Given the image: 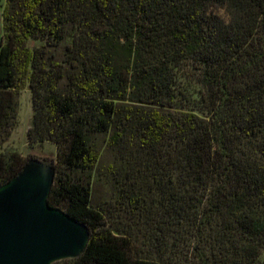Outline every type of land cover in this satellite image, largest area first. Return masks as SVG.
I'll return each mask as SVG.
<instances>
[{"label":"trees","instance_id":"trees-1","mask_svg":"<svg viewBox=\"0 0 264 264\" xmlns=\"http://www.w3.org/2000/svg\"><path fill=\"white\" fill-rule=\"evenodd\" d=\"M3 20L0 184L31 156L5 145L28 87L49 202L91 228L69 264H264V0H6Z\"/></svg>","mask_w":264,"mask_h":264},{"label":"water","instance_id":"water-1","mask_svg":"<svg viewBox=\"0 0 264 264\" xmlns=\"http://www.w3.org/2000/svg\"><path fill=\"white\" fill-rule=\"evenodd\" d=\"M55 172L53 158L31 155L0 184V264H53L86 249L91 228L49 202Z\"/></svg>","mask_w":264,"mask_h":264},{"label":"rangeland","instance_id":"rangeland-1","mask_svg":"<svg viewBox=\"0 0 264 264\" xmlns=\"http://www.w3.org/2000/svg\"><path fill=\"white\" fill-rule=\"evenodd\" d=\"M6 0H0V43L1 37L4 31L3 20V8ZM218 12L226 18L224 9H218ZM17 107V124L13 128L9 139L5 142V145L11 148L18 149L24 156L34 155L40 157H52L56 158L57 145L52 141L29 143L27 133L30 125L32 124L33 106H32V92L26 87L22 89L16 97ZM97 146L102 151L100 162L93 170L91 178L92 197L94 203H99L105 199H108L112 195L111 183L102 174V168H104L111 160L112 156L108 149H105V137L98 136L96 139ZM264 258V254H263ZM57 264H69L68 258H64L56 261Z\"/></svg>","mask_w":264,"mask_h":264}]
</instances>
